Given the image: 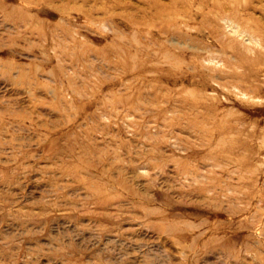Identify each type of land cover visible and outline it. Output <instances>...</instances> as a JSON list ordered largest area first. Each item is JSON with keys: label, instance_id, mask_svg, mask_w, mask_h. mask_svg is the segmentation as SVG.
Masks as SVG:
<instances>
[{"label": "rangeland", "instance_id": "rangeland-1", "mask_svg": "<svg viewBox=\"0 0 264 264\" xmlns=\"http://www.w3.org/2000/svg\"><path fill=\"white\" fill-rule=\"evenodd\" d=\"M0 264H264V0H0Z\"/></svg>", "mask_w": 264, "mask_h": 264}]
</instances>
